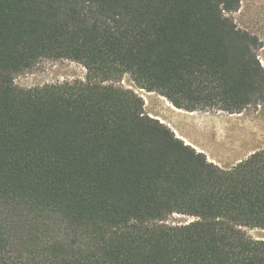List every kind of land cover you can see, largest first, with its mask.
I'll list each match as a JSON object with an SVG mask.
<instances>
[{
	"label": "trees",
	"instance_id": "trees-1",
	"mask_svg": "<svg viewBox=\"0 0 264 264\" xmlns=\"http://www.w3.org/2000/svg\"><path fill=\"white\" fill-rule=\"evenodd\" d=\"M240 0H0V264H264V148L207 160L143 112L264 105ZM40 59L83 80L20 88ZM192 218L171 224L172 215Z\"/></svg>",
	"mask_w": 264,
	"mask_h": 264
},
{
	"label": "rangeland",
	"instance_id": "rangeland-1",
	"mask_svg": "<svg viewBox=\"0 0 264 264\" xmlns=\"http://www.w3.org/2000/svg\"><path fill=\"white\" fill-rule=\"evenodd\" d=\"M236 25L256 35L262 48L258 58L264 68V0H240L239 9L232 15ZM85 69L69 60L40 59L30 69L14 76L13 83L20 88L83 80ZM133 90L143 100V112L167 126L177 138L203 153L207 160L222 169L233 167L254 151L264 148V105L249 106L242 112L208 110L185 112L175 109L165 98L154 92L135 87L129 75L115 83ZM192 218L172 215L171 224H185ZM255 240H264V230L245 229Z\"/></svg>",
	"mask_w": 264,
	"mask_h": 264
}]
</instances>
